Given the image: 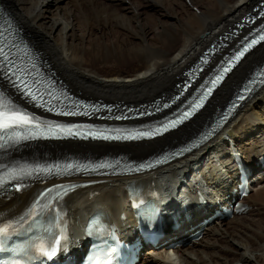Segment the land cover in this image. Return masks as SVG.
Returning <instances> with one entry per match:
<instances>
[{
	"label": "bare ground",
	"instance_id": "bare-ground-1",
	"mask_svg": "<svg viewBox=\"0 0 264 264\" xmlns=\"http://www.w3.org/2000/svg\"><path fill=\"white\" fill-rule=\"evenodd\" d=\"M4 1L74 91L82 96L86 94L85 97H90L89 94L112 101H105L110 104L138 106L172 94L181 82L178 77L211 43L224 39L225 32L230 33L233 25L264 0ZM263 63L264 44L234 70L205 112L213 102L217 109L224 107L254 68ZM200 117L166 140L131 145L64 142L35 146L32 150L48 155L126 154L129 159L142 160L169 144L189 138L199 128ZM228 128L232 132H224L198 153L151 173L79 180L96 184L67 198L74 238L80 237L78 227L96 209L119 221L121 214L128 211L125 188L129 183L152 186L167 194L177 182L187 178L189 171L203 163L206 168L202 183H206L207 190L220 195L225 205L227 197L224 196L239 183L236 165L227 157L238 151L247 155L249 164L254 165L264 155V86L243 104ZM225 135L234 138L238 147L230 149L228 143L223 144ZM214 146L217 148L210 153ZM228 179H233L231 187ZM251 180L258 182L245 199L253 206L251 212L216 222L207 227L201 240H189L181 246H172L175 240H170L171 237L180 239L181 232H168L158 247L145 253L140 264H264V180ZM41 188L35 185L28 192L0 200V214H22ZM190 194L192 197V191ZM76 245L82 247L81 242Z\"/></svg>",
	"mask_w": 264,
	"mask_h": 264
},
{
	"label": "snow or ice",
	"instance_id": "snow-or-ice-1",
	"mask_svg": "<svg viewBox=\"0 0 264 264\" xmlns=\"http://www.w3.org/2000/svg\"><path fill=\"white\" fill-rule=\"evenodd\" d=\"M3 11L0 10V16ZM7 27L0 26V81H7L10 88L22 97L26 103L32 104L33 108H41L49 113L59 116H77L87 114L88 105L77 101L63 88H57L53 81L35 71L37 65L35 58L31 55V50L23 40L19 39V33L12 28L10 22L5 21ZM7 33V34H5ZM264 40V35L259 37ZM257 43L253 39L245 49L241 50L235 57L239 59L244 55L247 47ZM23 45V47H21ZM14 49L23 53V57H18ZM24 57L27 58L25 61ZM229 68L224 67L223 72H228ZM222 78L217 75L212 81V87ZM211 92V87L200 97L194 98L188 110L183 111L175 120L161 122L159 126L153 128L148 126L146 130H114L115 134L104 135L94 131L81 133L80 125L74 123H59L52 120L43 119L33 111H29L22 106L8 88L0 83V150L19 151L26 147L28 142L38 139L62 138L65 136L87 138H102L104 140H140L142 138H152L166 133L170 128H174L182 120L187 119L195 109L203 103V96ZM95 107V106H92ZM163 107L167 108L165 104ZM84 109L85 111H81ZM159 110V109H157ZM141 115H150L145 112ZM116 119H126V116H117ZM191 148H181L172 155L179 156ZM164 159H168L165 156ZM160 161L158 160L157 163ZM99 167H109L101 164ZM151 162L140 163L134 169H151ZM73 170H79L78 166L71 163L54 164L43 162L33 158L31 161H17L14 164H5L0 168V189L7 192L9 184L15 191H21L29 186L28 182L37 180L43 181L48 177L60 176L65 173L71 174ZM55 188L63 189V185H56ZM55 189L48 188L42 191L34 200L32 206L22 214H0V254L11 255L7 264H48L60 251L61 247L66 250V237L64 222L62 219L63 209L60 207L62 196L57 192L53 196L48 193ZM47 197V198H46ZM46 198V199H45ZM43 201V203L41 202ZM27 237L29 243L23 248L9 247V243L20 238ZM61 240H65L61 245Z\"/></svg>",
	"mask_w": 264,
	"mask_h": 264
},
{
	"label": "rangeland",
	"instance_id": "rangeland-1",
	"mask_svg": "<svg viewBox=\"0 0 264 264\" xmlns=\"http://www.w3.org/2000/svg\"><path fill=\"white\" fill-rule=\"evenodd\" d=\"M147 1V0H146ZM37 42V41H36ZM38 43V42H37ZM40 46V45H39ZM41 47V46H40ZM42 48V47H41ZM155 93V92H154ZM84 95V94H83ZM86 95V94H85ZM84 95V96H85ZM87 96H90L92 97L91 95H87ZM222 100V97L220 98V101ZM106 102H112V101H109V100H104ZM118 102V101H117ZM119 102H122V101H119ZM212 107V108H211ZM211 107L209 108V110L207 112H205L201 117L200 119L202 120L201 123L205 122L206 119L210 116L211 113H213L217 108H216V104L215 102L212 103ZM199 124V123H198ZM194 131V130H192ZM56 154V153H55ZM264 219V218H263ZM262 223L264 224V220H262Z\"/></svg>",
	"mask_w": 264,
	"mask_h": 264
}]
</instances>
